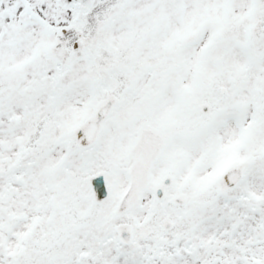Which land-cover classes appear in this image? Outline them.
<instances>
[{
	"label": "snow or ice",
	"instance_id": "snow-or-ice-1",
	"mask_svg": "<svg viewBox=\"0 0 264 264\" xmlns=\"http://www.w3.org/2000/svg\"><path fill=\"white\" fill-rule=\"evenodd\" d=\"M0 264H264V0H0Z\"/></svg>",
	"mask_w": 264,
	"mask_h": 264
}]
</instances>
